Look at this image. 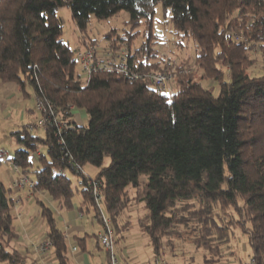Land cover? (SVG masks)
Here are the masks:
<instances>
[{"label": "trees", "instance_id": "1", "mask_svg": "<svg viewBox=\"0 0 264 264\" xmlns=\"http://www.w3.org/2000/svg\"><path fill=\"white\" fill-rule=\"evenodd\" d=\"M159 5L172 23L174 46L193 44L194 58L170 61L153 49ZM63 8L81 32L92 17L129 13L131 30L107 33L101 48L126 54V74L119 61L105 68L99 44L85 36L79 48L93 50L96 60L89 76L78 69L79 49L63 38ZM139 29L144 38L134 46ZM257 67L263 74L249 73ZM173 70L168 96L150 75ZM6 84L24 94L30 89L47 108L43 134L26 125L10 139L13 163L56 209L74 210L80 193L83 215L101 224L107 211L116 247L131 226L120 217L141 206L138 225L155 257L176 255L185 241L201 251L203 264H227L240 232L264 264V0H0V85ZM12 193L0 176V262L25 264L11 246ZM36 202L57 263L74 264L54 208ZM85 245L77 237L78 248L86 251Z\"/></svg>", "mask_w": 264, "mask_h": 264}, {"label": "rangeland", "instance_id": "2", "mask_svg": "<svg viewBox=\"0 0 264 264\" xmlns=\"http://www.w3.org/2000/svg\"><path fill=\"white\" fill-rule=\"evenodd\" d=\"M59 15L63 19L64 22V40L69 43L70 47L74 50H84L85 47L79 48L82 44L83 36H85V40L89 43L90 41H97L99 46L97 47L98 55L101 54V48L104 47L105 44V35L107 33H111L115 29H117L118 34L125 33L127 30H131V23H129V13L126 11L120 12L118 15L110 18L108 20H98L95 17H92L87 31L81 32V30L77 27L74 19L72 18L71 11L68 8H63L59 11ZM172 23L169 24L165 23L164 16H163V9L162 6L159 5L156 11L155 21L152 26L153 32L159 36L158 42L153 45V49L155 52L160 56V58H165L170 61H174L178 58H184L186 54L188 56H192L194 58L195 52L193 48V44L190 45V48L186 49H178L174 46L173 39V31H172ZM141 32L137 35L138 39L135 41L134 46H137L142 39L144 38V29H139ZM88 35V36H87ZM81 66L78 64V69ZM255 72L256 75L263 74V70L261 68L253 69L249 71L250 74ZM12 85L13 89H15L16 94L11 95L10 97L0 96V151L2 149L10 150L15 148V145L12 144L10 139V132L14 130H18L23 126L28 124H35L40 117V113L35 110L36 107V98L33 95L32 91L28 89V94H24L22 92H18V89L13 84H6ZM2 86V85H0ZM170 87V86H169ZM170 90V88H169ZM219 89L216 90V94L218 93ZM78 119H82L83 124H87V116L84 111L78 110L77 111ZM35 134H43V129L35 128L33 130ZM41 150H45L41 148ZM108 163V161H107ZM85 172L91 175H94L96 170L91 167L87 166L84 168ZM3 177V175H2ZM4 178V177H3ZM78 185V180L76 177H73V186ZM74 201L81 202L82 196L80 193H76L74 197ZM142 207L141 206H134L133 208L129 207L126 209L124 215L120 217L119 223L124 224L127 220L131 222V226L128 231L124 232L125 238H121L116 245V254L122 259L121 254L123 252H131L130 258L134 259L131 261L130 264H149L154 259L153 250L149 246L148 237L144 234L138 225V217L142 214ZM103 213L105 216L108 215L107 211L103 209ZM93 219L92 214L89 215L88 220ZM86 221V220H85ZM93 228H90L91 232L95 235L98 233L99 229V222L94 219ZM91 225V224H90ZM92 234V236H93ZM94 237V246L96 244V237ZM230 248L227 250L226 258H228L227 264H244L247 261V257L251 254V250L248 244L247 237L242 233H237L236 238L232 239L230 242ZM235 252V255L231 254ZM96 257L98 260L103 261L104 264H108V259L106 256L105 251L101 254L97 255ZM191 257H194L192 260V264H203V256L201 251L197 252L195 247L187 242H181L179 244V250H177L176 255L172 254H165L163 259L166 260L168 264H190L189 261Z\"/></svg>", "mask_w": 264, "mask_h": 264}, {"label": "crops", "instance_id": "3", "mask_svg": "<svg viewBox=\"0 0 264 264\" xmlns=\"http://www.w3.org/2000/svg\"><path fill=\"white\" fill-rule=\"evenodd\" d=\"M15 94L16 91L15 89H13L12 85L0 86V96L10 97L11 95ZM2 150L14 154V150H16V147L10 150ZM34 161L36 162V160ZM12 162V159H10L9 157L0 158V176L6 186L10 189H12L13 181L18 178V174L13 170ZM2 175L4 178L2 177ZM12 195L14 197V193H12ZM38 197L47 205L54 208L56 217L58 219L59 227L63 231H65L68 237L70 253L73 263L104 264L103 261L98 260L96 257V253H98L97 255H99L103 252L99 250V246L97 245L98 239L96 238L97 241L95 246L94 242H92L94 241V237L92 236L93 233L91 232L90 228H93L94 218L88 220L89 215H83L78 210V207L80 206L81 202H76V208L72 211H59L55 208L54 200L47 193L42 192L38 194H31L29 192L28 187L22 189L20 206L18 208L16 207L14 210V226L17 231V237L12 241L11 245L13 249L18 250L25 257V264H40L37 261L38 256L35 253V242L47 237L46 226L41 217L40 207L36 202V199ZM100 231L101 230L99 226L97 235ZM77 237L82 239L86 238V251H83L82 249L78 248V246L77 251H72L73 245H77ZM49 258L51 264H58L55 258L54 250H51L49 252ZM134 259H129L127 264H130V262L134 261ZM0 264L4 263L0 262Z\"/></svg>", "mask_w": 264, "mask_h": 264}, {"label": "built area", "instance_id": "4", "mask_svg": "<svg viewBox=\"0 0 264 264\" xmlns=\"http://www.w3.org/2000/svg\"><path fill=\"white\" fill-rule=\"evenodd\" d=\"M101 58L99 60H104V67L105 68H110L112 63L115 62H120L119 64V70L122 73H127L128 67L125 64L126 62V54L125 53H116L113 54L109 49H102L101 50ZM77 61L79 64L82 66L84 69V75L89 76L91 73V69L93 68V64L96 60L95 53L91 49H84V50H79L77 55H76ZM176 75V71H170L168 73H163V72H157L153 73L150 75L152 80L156 85L160 87L162 92L166 93L168 96H170V90H169V82L174 78ZM35 110L39 112L40 118L38 119L37 123L35 124H28L27 128L29 130H34L35 128H41L44 125H46L47 121L49 120V115L47 117L44 116L45 113H47V108L44 105V103L40 99H36V107ZM0 156L3 158H13V154H11L8 151H0ZM12 167L13 170L18 174V178L13 181L12 184V191L14 193V203H15V208L20 206L21 203V191L25 187H28L29 192L31 194H35L34 187H35V182L32 180L29 176H24L21 174L18 166L12 162ZM96 186V183H95ZM98 195V205L100 206V195L99 191L96 192ZM102 229L98 234V238L102 244V246L105 248V250L109 253V264H127L129 261L131 252H123L121 254L122 259L118 257L116 254V247H115V242H114V236H113V230L111 228L112 221L109 217L104 216L102 217ZM54 245L50 239L47 237L35 242V253L38 256L37 261L40 264H51L50 258H49V252L53 250ZM77 245H73L72 251L75 252L77 251ZM154 260L151 261L149 264H167L166 260L163 259L162 257H155L153 258ZM244 264H259L258 260L256 257L251 253L247 257V261L244 262Z\"/></svg>", "mask_w": 264, "mask_h": 264}]
</instances>
